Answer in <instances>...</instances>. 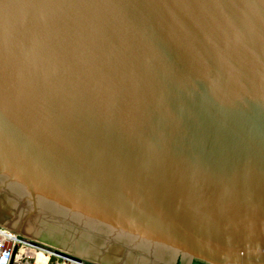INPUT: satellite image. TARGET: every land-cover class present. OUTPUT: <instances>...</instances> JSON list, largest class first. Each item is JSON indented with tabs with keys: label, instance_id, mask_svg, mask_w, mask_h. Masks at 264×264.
Listing matches in <instances>:
<instances>
[{
	"label": "water",
	"instance_id": "95a60500",
	"mask_svg": "<svg viewBox=\"0 0 264 264\" xmlns=\"http://www.w3.org/2000/svg\"><path fill=\"white\" fill-rule=\"evenodd\" d=\"M0 224L264 264V0H0Z\"/></svg>",
	"mask_w": 264,
	"mask_h": 264
},
{
	"label": "built area",
	"instance_id": "2783aa9c",
	"mask_svg": "<svg viewBox=\"0 0 264 264\" xmlns=\"http://www.w3.org/2000/svg\"><path fill=\"white\" fill-rule=\"evenodd\" d=\"M0 264H103L0 224Z\"/></svg>",
	"mask_w": 264,
	"mask_h": 264
},
{
	"label": "rangeland",
	"instance_id": "374dc122",
	"mask_svg": "<svg viewBox=\"0 0 264 264\" xmlns=\"http://www.w3.org/2000/svg\"><path fill=\"white\" fill-rule=\"evenodd\" d=\"M27 236H29V235H27ZM31 237V236H30ZM32 238H34V237H32ZM37 239V238H36ZM39 240V239H38ZM40 241V240H39ZM42 241V240H41ZM42 242H44L45 243V241H42ZM48 244H50V243H48ZM52 246H53V244H52ZM55 246V245H54ZM56 247V246H55ZM60 248V247H59ZM61 249H64V248H61ZM66 250V249H65ZM67 251H69V250H67ZM69 252H72V251H69ZM72 253H74V252H72ZM74 254H77V253H74ZM77 255H80V254H77ZM80 256H82V255H80ZM85 257V256H84ZM88 258V257H87ZM93 260V259H92ZM96 261V260H95ZM97 262H99V261H97ZM100 263H103V262H100ZM103 264H106V263H103Z\"/></svg>",
	"mask_w": 264,
	"mask_h": 264
},
{
	"label": "bare ground",
	"instance_id": "6f19581e",
	"mask_svg": "<svg viewBox=\"0 0 264 264\" xmlns=\"http://www.w3.org/2000/svg\"><path fill=\"white\" fill-rule=\"evenodd\" d=\"M26 235V234H25ZM28 237H30V236H28ZM32 238V237H31ZM36 239V238H35ZM38 240V239H37ZM41 241V240H40ZM50 245H52V244H50ZM54 246V245H53ZM55 247V246H54ZM57 248H59L58 246H56ZM61 248V247H60ZM65 250V249H64Z\"/></svg>",
	"mask_w": 264,
	"mask_h": 264
},
{
	"label": "trees",
	"instance_id": "16d2710c",
	"mask_svg": "<svg viewBox=\"0 0 264 264\" xmlns=\"http://www.w3.org/2000/svg\"><path fill=\"white\" fill-rule=\"evenodd\" d=\"M195 264H201L200 262L196 261Z\"/></svg>",
	"mask_w": 264,
	"mask_h": 264
}]
</instances>
